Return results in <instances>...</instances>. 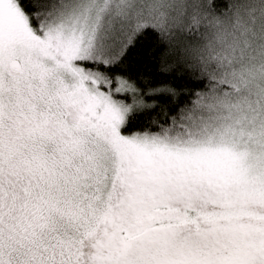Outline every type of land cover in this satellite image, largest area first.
<instances>
[{"label": "snow or ice", "instance_id": "obj_1", "mask_svg": "<svg viewBox=\"0 0 264 264\" xmlns=\"http://www.w3.org/2000/svg\"><path fill=\"white\" fill-rule=\"evenodd\" d=\"M0 264H264V0H0Z\"/></svg>", "mask_w": 264, "mask_h": 264}]
</instances>
